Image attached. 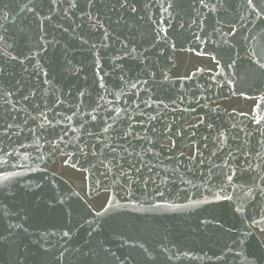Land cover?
I'll use <instances>...</instances> for the list:
<instances>
[{
    "label": "water",
    "instance_id": "1",
    "mask_svg": "<svg viewBox=\"0 0 264 264\" xmlns=\"http://www.w3.org/2000/svg\"><path fill=\"white\" fill-rule=\"evenodd\" d=\"M131 2L0 0V264H264V0Z\"/></svg>",
    "mask_w": 264,
    "mask_h": 264
},
{
    "label": "snow or ice",
    "instance_id": "2",
    "mask_svg": "<svg viewBox=\"0 0 264 264\" xmlns=\"http://www.w3.org/2000/svg\"><path fill=\"white\" fill-rule=\"evenodd\" d=\"M52 2L55 3V0H52ZM201 2H203V0H201ZM248 3H249V5H251L252 4V0H248ZM68 6L71 9H76L78 7L77 0H69V5ZM90 6H91V4H90ZM205 6H207V5H205ZM119 7L121 9H127V10H129L131 12H135L136 11V8L133 7L131 0H119ZM85 14L88 15V13H85ZM0 40H3V37L2 36H0ZM133 51H134V49H133ZM125 52H126L127 55H130L131 54V53L127 52V49H125ZM3 54L4 55H7L8 53L7 52H4ZM12 59H16V57H12ZM255 63L258 66L259 69L264 70V63H260L258 60ZM137 83H139V81H137ZM144 83H147V81H144ZM229 83H231V81H229ZM100 87L103 88L104 85L101 83ZM131 87L132 88H136L137 87V84H132ZM83 95H84V93H81V96H83ZM25 99H27V97H25ZM121 111L122 110L119 109V108H114V109H112V112H115L116 113L115 116H112L111 113H109V115L107 117H105V116H99L100 123L103 125V127H102V132L103 133H105V134L109 133V130L110 129L113 130V131H115V129H113V124H116L118 121H121L122 122V118H121V115H120V112ZM124 111H125V114H126V110H124ZM91 119H92V121H96L98 119V116L97 115H92L91 116ZM108 119H111L112 120V123L111 124H109L107 122ZM153 119H155V117H153ZM251 120L254 121L257 125L264 124V116H261L260 118H257L255 115H253V116H251ZM41 127H43V126L41 125ZM128 134H129L128 132H125L124 133V135H128ZM90 135H97V134L90 133ZM101 144H102L101 154H103V150L105 148L107 149V151L109 153H115L116 148L111 147V146H109L107 144H103V142H101ZM94 147H96V145H90L89 146V150L91 151V149L94 148ZM78 151H82V150L78 149ZM93 155H95V153H93ZM113 159H115V157H113ZM69 160H72L73 162L71 164H69ZM63 163L65 165H68L71 168H76L77 164L79 163V160H76L75 157L72 156V157H68V159L63 160ZM110 163H111V161H110ZM4 164L6 165L7 162L4 161ZM101 164L103 165V161H101ZM113 167H118V166L117 165H113ZM107 171H111V169H107ZM14 175H16V173H7V172H5L4 175L2 176V182L6 184L12 178V176H14ZM232 179H233L232 176H228V180L229 181H231ZM74 195L79 196V193H74ZM161 195H163V194L161 193ZM217 198L218 199H220V198L231 199V197H227V196H225V197H217ZM59 202L60 203H63L62 200L59 201ZM109 204L111 206V203L110 202H109ZM105 211H107V209H105ZM236 211L237 212H242L243 209L237 208ZM96 215L97 216H100V215H103V213L97 212ZM16 227L22 228L23 231L27 232V228H24L22 224H18V225H16ZM71 231H72V228L69 226L68 227V230L67 231H64L62 233V236L63 237H69V239H70L71 238L70 237V232ZM89 235H91V233H89ZM101 246L103 247L102 244H101ZM140 248H142L144 250L145 254L147 255V257L149 259H151V253L148 251L147 248H145V246L143 244L140 245ZM103 251L105 252V254L114 257L116 264H124V262L120 259V257H117L116 256L115 252H112V251H110V249H107V248H104Z\"/></svg>",
    "mask_w": 264,
    "mask_h": 264
}]
</instances>
